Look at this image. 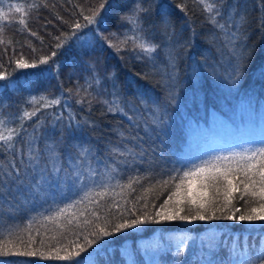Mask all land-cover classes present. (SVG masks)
Masks as SVG:
<instances>
[{
	"label": "trees",
	"instance_id": "1",
	"mask_svg": "<svg viewBox=\"0 0 264 264\" xmlns=\"http://www.w3.org/2000/svg\"><path fill=\"white\" fill-rule=\"evenodd\" d=\"M32 2L3 0L0 3L6 11L9 4H21L28 11L25 17L27 29L19 24L22 14L15 11L9 15L8 21H0L5 27V43L0 44V63L4 67L0 71L11 73L7 80H0V118H6L8 127L17 128L20 124L17 117L25 109L32 111L38 108L35 116L23 122L26 130L22 133L24 140L34 138L35 147L41 152V163L30 176L39 179L46 164L51 168L46 159L49 146L55 148L59 166L64 171L59 181L45 184L41 193H30L25 186L21 194L0 199V221L3 223H16L23 227L29 218L44 212L54 202L73 196L77 186L67 176L78 161H83L81 170L86 171L90 166L98 177L105 172L106 166H115L113 184L116 180L126 184L129 176H148L149 179L142 180L141 184L133 185L135 191L124 190L123 195L129 203H121V207L131 208L137 196H145L150 204L158 206L166 199L167 191L155 188L145 194L142 188L167 179L171 170L182 164L227 154L233 150L225 148L239 140H246L245 147L264 138V79L256 74V68L264 63V33L260 29L261 11L257 0H230L247 8L246 43L252 47L254 57L239 84L231 83L228 78L235 63L232 48L219 30L204 22V14L193 6L192 0H152L154 18L161 11H166L176 32L173 54L178 57L177 75L171 81L168 80V74L173 72L168 60L169 41L162 34H148L153 43L160 45L153 54L154 60L143 56L138 58L139 50H133L130 42L120 45L119 52L106 43H97L90 30L94 26L79 30L77 36L80 39L72 37L62 48L55 49L58 43L55 37L62 32L70 33L69 25L77 20L83 24L81 10L83 15H89V9L99 0H46L48 7L29 10L28 5ZM179 3H187L191 18L187 23L184 13L175 6ZM126 10L114 7L110 13L111 21L106 20L101 26L105 35L116 34L109 35L113 43L124 40L126 35H133L132 26L121 20ZM146 27L150 28V25ZM193 29L196 33L194 43L182 48L181 45L192 36ZM33 32L35 36L31 35ZM52 50L57 51V56L48 65L38 64L37 68L12 71L16 68V60L38 63ZM53 61L59 65L58 72L48 71ZM145 74L149 79L143 78ZM162 80L164 83L160 82ZM78 90L79 96L76 95ZM169 92L175 96V102L170 105L166 103ZM32 97H36L39 103L31 104ZM40 97L46 100H40ZM117 97L127 115L107 112V105L97 102H112ZM81 98L85 101L83 105L77 102ZM55 99H59L60 104L43 107L47 101ZM90 99L91 112L87 104ZM70 112L75 116L71 123L68 119ZM61 114L62 118L58 120ZM85 118L95 123V129L83 124L77 127L76 122ZM38 120L41 121L39 125ZM208 124L223 126L228 130V137H207L200 128ZM19 141L17 137V147L27 151L28 144ZM76 146L88 148L87 157H78ZM113 148H119L124 155L113 153ZM3 159L6 157L0 151V160ZM237 207H240V202H237ZM34 227L40 225L34 222ZM178 235L193 238L182 264H201L202 260L209 258L216 264H222L227 261L234 242L243 245L246 239L249 246H260L264 241V221L251 225L226 220L191 224L180 221L149 223L135 231L127 230L107 237L106 243L100 242L103 247L96 251L90 248L81 256L86 259L84 264H174L176 258L171 238ZM0 264L68 262L4 256L0 257Z\"/></svg>",
	"mask_w": 264,
	"mask_h": 264
},
{
	"label": "snow or ice",
	"instance_id": "2",
	"mask_svg": "<svg viewBox=\"0 0 264 264\" xmlns=\"http://www.w3.org/2000/svg\"><path fill=\"white\" fill-rule=\"evenodd\" d=\"M257 2L261 11L260 29L264 33V0H257ZM0 3H3V0H0ZM192 3L204 14V22L210 24L213 29L219 30L232 48L235 63L228 78L231 83L239 84L254 58L252 47L246 43L248 38L246 26L249 23L247 8L239 2L232 3L230 0H192ZM175 6L184 13L187 23L191 19L187 3H179ZM40 7H48L46 0H39V2L33 0L28 5L29 10H36ZM114 7L121 8V10L127 9L121 20L130 24L132 26L130 30L133 32L132 36L126 35L125 39L120 40L119 43H113L109 39V35L116 36L115 33L105 35V32L101 31L104 22L111 21L110 13ZM13 11L22 14L19 24L27 29L25 17L28 16V11H25L21 4H9L7 11L4 7H0V21H8ZM89 13V15H83V10H81L84 23L81 24L77 20L69 25L72 29L70 33L62 32L60 36L55 37L58 41L55 49L62 48L72 37L80 39L77 36L79 30L94 26L90 30L94 33L97 43H106L119 52L120 45L130 42L133 50H139L138 58L143 56L148 60H154L153 54L160 45L153 43L148 38V34L159 33L169 41L168 60L173 72L168 74V80L176 79L178 57L173 54L175 28L166 11H161L157 18H154L152 0H99L98 4L89 9ZM63 23L68 24L69 22L63 21ZM147 25H150V28L146 27ZM4 33L5 27L0 24V44L5 43ZM31 35L35 36L36 33L33 32ZM195 36L193 29L189 41L181 47L194 43ZM56 56L57 51L52 50L49 56L40 58L38 63H29L23 59L16 60V68L12 71L37 68L38 64L48 65L49 61ZM3 67L0 63V68ZM58 70L59 65L53 61L48 71L58 72ZM256 74L260 79H264V63L256 68ZM10 75L11 73L0 71V80H7ZM143 78L149 79V76L145 74ZM160 82L164 83L163 80ZM164 86L167 88L168 84L165 83ZM68 91L72 90L68 89ZM84 92L91 96L87 89H84ZM76 95H81L79 90ZM113 96L116 97V93H113ZM40 100H46V98L40 97ZM77 102L82 105L85 103L83 98ZM97 102L106 104L107 112L127 115L120 106L118 97L112 102ZM174 102L175 96L169 92L166 103L170 105ZM30 103L35 105L39 103V100L32 97ZM54 104H60V100L47 101L43 107H50ZM87 104L88 111L91 112L92 100H88ZM38 111V108L32 111L25 109L22 115L17 117L20 121L17 128L8 127L6 118H0V151L6 157L0 160V199L21 194L25 186L30 193H41L45 184L61 179V173L64 170L59 166V155L53 146L48 147L46 157L51 168L49 169L46 164L39 179L34 175L30 176V173L36 172L41 163V152L35 147L34 138L29 141L24 140L22 133L26 130L23 122L31 119ZM62 115L57 119H61ZM68 119L71 123L75 116L70 112ZM40 123L41 121L38 120L37 124ZM76 124L77 127L82 124L89 125L92 129L96 127L95 123L87 118L77 121ZM17 137L20 138L21 144H28L27 151L23 147H17ZM76 147L78 157H87L88 148ZM112 152L124 155L119 148H113ZM82 163L83 161H78L76 165H73V171L67 176V179L77 186V191L73 196L60 202H54L44 212L29 218L23 227L16 223L5 224L0 221V257H38L42 260L63 261L68 264H84L86 259L81 254L90 248L96 251L103 247L100 242L106 243L105 238L127 230L135 231L140 226L149 223L180 221L191 224L198 221L226 220L248 222L251 225L256 221H264V138H261L259 142L249 143L240 150L200 159L198 162L182 164L179 168L172 169L167 179L157 180L156 184H149L148 187L142 188L145 194L155 188L167 191L166 199L158 206L155 203L150 204L145 196H137L131 208L121 207V203L124 205L129 203L123 195L124 190L135 191L133 185L141 184L142 180L149 179L148 176H129L126 184L120 183L119 180L113 184L115 166L110 168L106 166L105 172L98 177L97 172L90 166L86 171L81 170ZM13 187H15V193ZM117 197L120 198L119 201ZM156 199H159V196ZM142 200L144 202L140 203ZM237 202H240V207H237ZM138 204L139 207H137ZM34 222L40 227H34ZM69 237L72 238L69 239ZM192 239L186 235L171 238L174 247L173 255L176 258L174 264H182V258L189 249ZM201 264H216V262L209 258L202 260ZM222 264H264V241L258 248L254 245L249 246L246 239L243 245L234 242L229 249L227 261Z\"/></svg>",
	"mask_w": 264,
	"mask_h": 264
},
{
	"label": "rangeland",
	"instance_id": "3",
	"mask_svg": "<svg viewBox=\"0 0 264 264\" xmlns=\"http://www.w3.org/2000/svg\"><path fill=\"white\" fill-rule=\"evenodd\" d=\"M201 131H204L205 135L208 136H216L218 135L220 138L225 139L228 135V130L223 128V126H211L208 124L207 126H203L200 128ZM228 137V136H227ZM246 140H239L235 144H231L230 147L225 148V150H238L244 147V143Z\"/></svg>",
	"mask_w": 264,
	"mask_h": 264
}]
</instances>
